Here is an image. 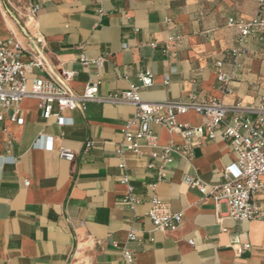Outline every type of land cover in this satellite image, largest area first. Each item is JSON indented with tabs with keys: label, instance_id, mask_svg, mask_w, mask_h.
Returning a JSON list of instances; mask_svg holds the SVG:
<instances>
[{
	"label": "crops",
	"instance_id": "crops-1",
	"mask_svg": "<svg viewBox=\"0 0 264 264\" xmlns=\"http://www.w3.org/2000/svg\"><path fill=\"white\" fill-rule=\"evenodd\" d=\"M10 1L17 10H10L16 29L32 53L40 46L24 33L22 14L29 4L39 6L37 21L45 38L47 67L54 73L77 71L69 84L76 93L97 81L100 96L124 91L131 84L141 85L140 74L150 69L154 83L140 89L146 101L186 102L195 96L200 102L216 98L227 106L250 107L264 95V34L246 39L248 53L239 67L230 56L241 32L229 20L250 22L260 12L257 0ZM8 8V0H0L1 39L10 34L2 16ZM81 55L91 60L104 57L105 62L102 67H84ZM29 59L24 52L22 60ZM218 60L232 75L231 93L217 83ZM46 76L36 68L28 76L29 86L32 78ZM135 109L130 104L90 101L86 111L65 114L72 123L60 125L45 120L38 100L30 97L21 103L22 124L4 114L0 264H128L123 247L134 252L132 264H264V215L248 221L228 218L225 203L217 210L208 193L185 182L187 176L198 178L208 191L224 182V170L236 156L221 138L192 148L189 159L174 155L157 194L172 211L183 212V222L173 232L155 230L146 213L152 206L150 185L156 181V171L148 169L147 156L117 154L122 130ZM177 121L199 126L204 117L189 111L178 115ZM155 131L161 145L171 140L185 144L181 136L161 126ZM61 148L75 152V160L62 159ZM121 162L141 200L134 208L122 201L126 186L121 183ZM257 199L264 213V196L258 194ZM131 229L139 240H128ZM243 244L250 248L236 254V247Z\"/></svg>",
	"mask_w": 264,
	"mask_h": 264
},
{
	"label": "built area",
	"instance_id": "built-area-1",
	"mask_svg": "<svg viewBox=\"0 0 264 264\" xmlns=\"http://www.w3.org/2000/svg\"><path fill=\"white\" fill-rule=\"evenodd\" d=\"M260 4V12L248 23L229 20L230 26H237L241 32L240 39L235 48L230 52L236 67L240 66L239 60L248 53L246 39L252 34H264V19L261 10L264 9V0H257ZM10 9L2 12L5 22L8 24L9 36L0 38V122L4 114L9 113L10 120L22 124L21 103L26 98L38 100V107L45 120H53L60 125L72 123V119L65 116L75 110L86 111L90 101L107 102L113 105L130 104L136 109L122 130L123 140L117 149L121 157L125 152H133L147 156L148 169L156 171V181L150 185L152 191L150 210L146 213L152 221L155 230L173 232L183 222V212L172 211L170 204L163 201L157 194L159 184L168 178L166 167L173 162L174 155L179 154L183 158H190L191 149L202 145L206 140L221 138L230 145V150L236 156L233 164L224 170V182L213 184L210 190L207 185L198 178L187 176L185 182L190 188H196L202 193H208L215 201L217 210L221 203L227 205V217L238 221L260 220L263 218V210L257 199L258 194L264 196V95L260 97L255 106L245 107L241 103L234 106L225 105L220 99H210L200 102L195 96L189 101L168 100L163 102H151L142 99L141 88H148L154 83V75L150 69L140 74L141 85L131 84L127 90L115 91L104 96L99 95L101 81L89 82L83 93H76L69 87L75 78L77 71L60 70L51 72L45 61L43 48L45 38L39 30L37 13L39 6L29 4L24 9V33L35 44L40 46L36 53L28 51L21 39L12 12L15 7L8 0ZM19 13V12H18ZM173 38H170L172 40ZM155 46V44H152ZM24 52H28L30 59L22 60ZM80 64L84 67L92 65L102 67L105 58L95 60L88 59L85 55L80 56ZM217 83L226 93H231L229 83L232 75L225 71V63L222 60L216 62ZM36 68L47 74L46 77H34L29 86V74ZM169 84V78L165 80ZM195 111L204 117L199 126L179 123L178 115ZM230 115V118H229ZM155 126L165 128L171 135H179L185 140L183 146L173 140L165 145L159 142V136ZM0 132L5 129L0 124ZM41 138L37 140L39 146ZM12 143V140H9ZM92 145L87 143V147ZM60 157L73 162L76 153L61 148ZM8 158V157H7ZM11 158V157H10ZM16 159L11 158L15 162ZM123 173L121 183L126 186L123 203L134 208L141 200L135 195L131 184L130 174L124 162L119 165ZM29 185V181H26ZM129 241L139 240L135 231L128 233ZM194 244L193 240H189ZM119 247L118 243L114 244ZM250 248V244L236 247V254L240 255ZM122 253L128 264L134 263V252L127 247L122 248Z\"/></svg>",
	"mask_w": 264,
	"mask_h": 264
}]
</instances>
